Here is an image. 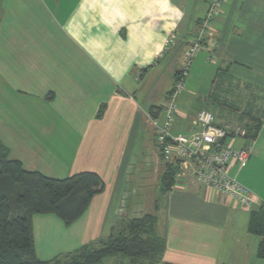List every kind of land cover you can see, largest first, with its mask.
Here are the masks:
<instances>
[{
  "label": "crops",
  "instance_id": "1",
  "mask_svg": "<svg viewBox=\"0 0 264 264\" xmlns=\"http://www.w3.org/2000/svg\"><path fill=\"white\" fill-rule=\"evenodd\" d=\"M208 5L0 0V142L28 171L54 179L93 172L105 183L70 225L53 214L33 217L40 260L100 247L121 225L128 194L136 198L129 219L157 217L165 251L156 264H264V235L250 230L253 214L264 213V123L255 140L239 138V149L251 156L234 173L258 197L252 208L198 183L183 162L166 158L150 125L165 116L168 93L187 61L182 51L200 35ZM210 26L177 97V133H189L209 105L221 68L264 97V0H223ZM28 114L37 116L25 121ZM112 129H122L120 141L109 139ZM168 164L178 171L163 192Z\"/></svg>",
  "mask_w": 264,
  "mask_h": 264
},
{
  "label": "trees",
  "instance_id": "2",
  "mask_svg": "<svg viewBox=\"0 0 264 264\" xmlns=\"http://www.w3.org/2000/svg\"><path fill=\"white\" fill-rule=\"evenodd\" d=\"M179 76L180 73L177 72L175 82L179 81ZM227 83L229 85L236 83V88L227 86ZM223 87H229V90L225 88L229 95L239 92L243 98L241 102L249 104L254 95L258 92L263 93L259 88L235 79L229 73V69L221 68L209 93L208 104L214 107L222 105ZM256 100L258 99L252 103H256ZM242 109V113H246L251 118L254 116L252 119L256 123L255 126L244 127L247 130L246 138L253 141L264 123V100L262 106L257 105L256 111H253V106H245ZM222 122L216 123L224 125ZM177 171L178 167L168 164L161 180L163 192L171 189ZM104 189V181L93 172L80 173L66 179H54L40 172L28 171L21 161L10 157L8 148L0 142V264H104L109 259H123L133 264L158 263L165 251V241L157 234V217L142 214L137 218L129 219L132 201L128 194L125 197L126 207L121 211L122 230L119 234L115 232L100 247L86 246L74 253L59 255L49 261L37 257L33 217L53 214L66 225H70L85 212L93 198ZM250 230L258 235H264V213L253 214ZM259 257L264 259V240L260 244Z\"/></svg>",
  "mask_w": 264,
  "mask_h": 264
},
{
  "label": "built area",
  "instance_id": "3",
  "mask_svg": "<svg viewBox=\"0 0 264 264\" xmlns=\"http://www.w3.org/2000/svg\"><path fill=\"white\" fill-rule=\"evenodd\" d=\"M223 0H208L209 10L204 20L201 33L188 50V59L184 64L181 79L173 86L166 105L165 118L150 119L155 129L161 152L166 158H176L192 170L196 181L209 187L214 192L228 195L245 208H252L258 203V197L241 184L234 171L243 167L251 156L248 149H235L228 145L230 139L246 138L244 127H232L230 124L219 125L214 114L206 109L200 110L189 133H177L173 130L178 113L177 97L185 88L188 70L193 58L203 48L204 37L210 34V21L217 15Z\"/></svg>",
  "mask_w": 264,
  "mask_h": 264
},
{
  "label": "rangeland",
  "instance_id": "4",
  "mask_svg": "<svg viewBox=\"0 0 264 264\" xmlns=\"http://www.w3.org/2000/svg\"><path fill=\"white\" fill-rule=\"evenodd\" d=\"M193 43V42H192ZM191 43V44H192ZM188 50V49H187ZM186 49L184 51H182V54H184V57L188 59V51ZM184 58V59H185ZM186 59V60H187ZM184 70H187L186 68H184V66H181L180 70L178 71V73H180V76H179V79L180 80V77L182 76L183 74V71ZM185 72V71H184ZM197 77H199V75H197ZM175 81H176V76H175ZM227 82V81H226ZM229 82V80H228ZM177 82H174V85L176 84ZM173 85V86H174ZM185 86L186 83H185ZM227 86H231L233 88H236V83H233L232 85H229L227 83ZM229 90V87H223L224 89V100L221 99V106L219 107H214V106H211V104L207 105L206 106V109L211 111L212 113L214 112V115L216 116V118L219 120V121H223L222 123L223 124H230L232 127H246V125H250V126H255V121H253L252 118H254V116H252V118L250 116H248L246 113H242L243 109L242 108H245V106H249V107H252L254 108L253 111H256V108H257V105L259 106H262L263 104V100H264V97L262 96L261 93H257V95H254V98L252 99V101L250 102V104L247 102H241L243 100V98H241V94L239 92H236L234 94H228L226 89ZM232 89H230L231 91ZM255 99H258L256 100V103H252ZM223 100V101H222ZM167 103V102H166ZM36 114H28L26 116H24L25 118V121H30V119ZM37 116V115H36ZM165 118V116H164ZM163 118V120H164ZM162 120V121H163ZM161 121V122H162ZM122 129H112L110 132H108V137L109 139L115 143L116 140H121V137H119V135H121V131ZM146 131H147V134H149L150 136H153V131L148 129V127H146ZM152 131V132H151ZM231 142L233 143V145L231 144ZM231 142L228 143L229 146H232L233 148L235 149H239V144L243 143V141H240L239 138H237L236 140H232ZM252 144V143H250ZM252 146V145H251ZM144 148V147H143ZM264 148L262 149L261 148V153L263 152ZM146 152V151H145ZM146 155H148V153L146 152L145 153ZM246 165V164H245ZM244 165V166H245ZM262 165V164H261ZM155 166V165H154ZM154 166L150 165L149 167V170H154ZM243 166V167H244ZM146 167V166H145ZM148 167V166H147ZM246 168V167H245ZM243 169L242 172L240 170V177L242 178L245 174L246 171L249 170V167H247L246 169ZM148 170V171H149ZM234 173H236V170L234 171ZM154 187V186H153ZM152 187V188H153ZM134 188V187H133ZM131 198L133 201H132V204L135 202L136 198L131 196L129 197ZM136 214V213H135ZM133 215V214H132ZM132 215L129 213L128 214V217H132ZM122 229L120 228H117V231H116V234H119V232L121 231ZM116 261L115 264H133L132 262L130 261H125L123 259H114ZM114 262V261H113ZM138 264V263H137ZM141 264V263H140Z\"/></svg>",
  "mask_w": 264,
  "mask_h": 264
}]
</instances>
